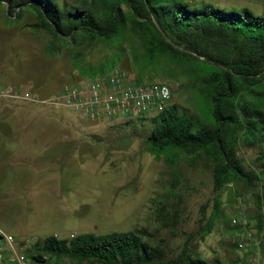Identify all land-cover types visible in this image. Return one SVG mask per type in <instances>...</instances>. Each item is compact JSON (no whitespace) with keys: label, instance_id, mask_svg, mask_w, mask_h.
<instances>
[{"label":"rangeland","instance_id":"obj_1","mask_svg":"<svg viewBox=\"0 0 264 264\" xmlns=\"http://www.w3.org/2000/svg\"><path fill=\"white\" fill-rule=\"evenodd\" d=\"M185 2L192 8L209 2L226 11L264 16V4L255 0ZM35 24L30 11L15 20L0 6V87L51 96L66 83L121 69L140 82L168 83L171 104L194 108L192 79L169 61L144 67L142 46L131 31L111 44L91 43L82 36L53 39ZM13 101L24 113L6 122L25 131L13 134L15 129L0 120V227L21 242L17 252L30 256L34 244L49 235L141 229L150 241L166 246L169 258L187 246L207 260L242 264L249 255L238 249L234 237L240 229L230 220L247 216L261 239L259 264H264V219L257 224L252 192L232 183L216 192L212 168L200 155H181L173 166L164 155L156 158L145 142L153 115L96 122L69 108ZM259 151L241 145L239 154L249 164ZM215 208L223 217L211 220ZM206 224L212 227L207 233ZM61 264L76 263L64 259Z\"/></svg>","mask_w":264,"mask_h":264},{"label":"trees","instance_id":"obj_2","mask_svg":"<svg viewBox=\"0 0 264 264\" xmlns=\"http://www.w3.org/2000/svg\"><path fill=\"white\" fill-rule=\"evenodd\" d=\"M0 6L15 20L30 11L35 26L58 40L82 36L111 44L129 30L142 46L144 67L161 60L181 66L192 79L194 108L170 103L154 114L145 139L148 151L156 158L164 155L172 166L181 155L204 157L214 190L242 184L259 209L257 224L263 223L264 16L209 3L192 8L185 0H0ZM241 145L259 148L252 163L239 154ZM221 213L215 208L211 220ZM203 230L212 227L206 224ZM146 236L141 229L49 235L34 244L29 257L59 264L64 259L76 264H222L219 258L190 253L187 246L169 258L164 244Z\"/></svg>","mask_w":264,"mask_h":264},{"label":"built area","instance_id":"obj_3","mask_svg":"<svg viewBox=\"0 0 264 264\" xmlns=\"http://www.w3.org/2000/svg\"><path fill=\"white\" fill-rule=\"evenodd\" d=\"M255 1L264 4V0ZM0 99L21 100L51 108H69L84 119L101 122L161 112L172 101V88L165 82H140L128 71L114 69L110 74L97 75L73 84L66 83L51 96H39L22 87L7 85L0 87ZM231 222L240 229L234 237L238 249L249 255L242 264H259L262 242L256 236L253 221L243 216L234 217ZM18 247H21V242L0 227V264H53L50 261L33 260L17 252Z\"/></svg>","mask_w":264,"mask_h":264},{"label":"crops","instance_id":"obj_4","mask_svg":"<svg viewBox=\"0 0 264 264\" xmlns=\"http://www.w3.org/2000/svg\"><path fill=\"white\" fill-rule=\"evenodd\" d=\"M206 3H209V2H206ZM16 105L17 104L11 99H0V120H3V123H7L6 118H7L8 122H10L13 119H16V120L21 119L20 117L23 116L24 112H22L20 106L16 107ZM7 124L11 127V130L13 128L15 129L13 131V134H15V132H16V134L20 133L19 135L21 136V134H23L22 132L25 131L24 126L20 127V125H18L16 128L14 125L11 126L9 123H7ZM9 126H6V128L7 127L9 128ZM18 141H19V139H18ZM5 148H6V146H5ZM12 151H13V149H12Z\"/></svg>","mask_w":264,"mask_h":264}]
</instances>
